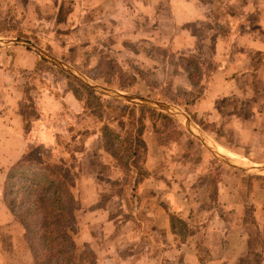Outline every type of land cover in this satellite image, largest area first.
Returning <instances> with one entry per match:
<instances>
[{"label": "rangeland", "instance_id": "374dc122", "mask_svg": "<svg viewBox=\"0 0 264 264\" xmlns=\"http://www.w3.org/2000/svg\"><path fill=\"white\" fill-rule=\"evenodd\" d=\"M134 3V0H0V40L27 39L95 84L173 104L186 113L209 143L225 156L246 167L264 168L263 98L255 95L203 97L204 79L210 77L216 67L208 63L212 61L210 54L202 47L199 54H177L171 48L160 46L153 17L155 10L168 8L167 0H153L151 20L143 25L123 13L133 12ZM198 26L204 28L194 24L201 38L208 34L207 24L198 23ZM3 48L10 53L24 48L37 58L36 66L30 70L23 69L19 63L9 64L7 55L0 56L4 71L5 67L14 71L16 78L24 82L23 87L18 85L24 96L20 106L15 108L22 117L27 140L26 151L19 161L31 149V158H43L45 162L47 151L53 150L55 160L64 156L75 169L77 177L72 182L75 233L72 234L88 259L96 264H129L121 257L129 255L132 249L139 255L137 264H154L150 251L155 243L140 238L143 232L140 227H144L141 220H147L160 225L154 238L161 242L162 237L165 247L163 250L155 246L153 251L159 258L166 257L162 258L163 263L183 264L173 256L171 241H165V226H170L182 243L187 237H193L201 247L199 264H207L209 248L202 235L206 219L226 216L234 238L224 264H264V175L220 161L178 117L166 110L97 92L23 45H6L0 50ZM188 59L198 62L201 70L196 72L195 66H190L194 63ZM183 70L190 71L198 85L194 86ZM260 84L263 83L257 86ZM47 93L62 102L58 107L55 104V109H61L48 112V116L38 105L39 98ZM142 107L172 116V120H166L150 111L143 113V135L148 130L166 154L159 165L165 167L164 176L157 183L143 180L148 175L147 152L142 154L143 149L134 145L137 127L131 114L140 115ZM10 108L0 106V112H8ZM45 122L52 125L55 141L52 147L36 137ZM105 124L109 125L108 130H104ZM107 146L116 151L122 161H118ZM135 149L140 150L139 155L133 154ZM18 162L10 166L0 164V264H33L25 226L5 200L11 182L7 180L8 174ZM137 167H142V173L135 170ZM84 173L96 175V193L95 190L83 191L81 176ZM221 182L229 190L227 208L222 207L218 198ZM157 185L163 190L158 193L163 197L161 201L159 196L162 211L160 207L151 211L153 204L142 197L157 195L146 189ZM91 196L97 198L94 203L87 201ZM239 218L242 225L234 233L232 226L236 228ZM88 219V224H94L88 230L95 236L91 242L80 238L82 242L78 243L76 234L82 233L79 223ZM130 223L137 226L134 240L129 238ZM146 231L147 228L144 233ZM239 235L244 240L237 242ZM241 248L240 257L235 256Z\"/></svg>", "mask_w": 264, "mask_h": 264}, {"label": "crops", "instance_id": "0c3cea01", "mask_svg": "<svg viewBox=\"0 0 264 264\" xmlns=\"http://www.w3.org/2000/svg\"><path fill=\"white\" fill-rule=\"evenodd\" d=\"M134 1L135 3L131 10L133 12H129V14L123 12L124 15H129V19H133L138 24L148 23L151 20L149 16L152 13L153 0ZM229 1L234 3L230 4ZM167 2L168 8L163 7L154 11L153 18L155 23L157 22V33L160 39L156 41L160 43V46L171 48L177 54H199L202 52L199 50L201 49L200 47L207 50L212 60H209L208 63L211 64L212 62L216 67L211 76L204 79L205 85L202 96L217 98L219 96L230 97L237 95V97H246L255 95L264 100V76L262 75L264 72V0H167ZM237 3H239L238 7L233 6ZM198 23L207 24L208 26L206 30L208 34H205L202 38L200 32L196 31L194 27V24H197L198 28L204 29L202 26H198ZM220 31H222L221 34ZM166 34H169L168 37ZM231 49H234V52H230ZM8 51L6 48L1 49L0 56L7 55L9 64L11 62L19 63L18 65L22 66L23 69L30 70L36 66L37 58H35L32 51L24 48H17V50H12L13 52L11 53ZM0 71V106H11L9 110L7 109L9 113L6 111L0 112V164L10 166L23 157L27 146L22 117L15 110L17 106H20L24 96L23 89H18V85L23 87L24 82H20V79L16 78L15 72L7 70L6 67L4 71V67L0 65ZM183 72H186L189 79V71L183 70ZM1 75L4 77L3 80H1ZM257 83L263 84L257 86ZM55 104L57 107L62 105L61 99L55 101V99L48 96V93L46 96L39 98L38 101L39 108L43 113L45 112L44 114L53 111ZM60 109L57 108L53 112ZM43 113L41 114L43 115ZM258 118L261 119V117ZM256 127L259 128V126ZM51 128L52 125H48L45 122L41 132L36 135L41 143L49 147H52L55 142ZM143 138L147 152L145 169L148 172V175L143 180H148V183L152 181L157 183L165 172V167L159 166L165 160L164 147L159 145L151 134H148V130L145 131ZM89 149L87 150L89 151ZM83 176H88V178L86 179ZM83 176H81L83 191L95 190L94 193H96V175H86L84 173ZM92 176L94 177L93 181L90 180ZM146 189L150 192H156L155 194L157 195H143V200L153 204L151 211L157 210L158 207L162 211L159 196L161 201L163 197L158 194L163 191L161 187L157 185ZM217 191L222 207L227 208L226 205H230L229 190L221 182L218 184ZM96 200V197L91 196L87 201L94 203ZM234 206L238 207V204H234ZM172 207L181 208L180 205H172ZM146 209H149V206ZM236 210L241 211L238 208ZM164 211L166 210L164 209ZM88 221L89 219L79 223V225H82V233L78 232L79 234H76L78 243L82 242L81 239L91 242L95 236L92 231L88 230L94 224L93 222L88 224ZM141 221L144 227H140L141 230L143 228L140 238L153 241L155 243V245L151 246L153 249H156V246L157 248L163 247L162 249L164 250V239L161 237L160 242V240L154 238V233L160 230L158 222ZM130 225L129 238L134 240L135 227L137 228V226L136 224L134 226ZM241 225L242 220L239 218V224L236 228L232 226L234 233H237ZM145 228L148 229L147 233H144ZM164 232L166 243L171 241V245L174 246L173 248L169 247L173 249V256L181 259L183 264H199L201 247L194 241L193 237H187L185 242L182 243L170 226H165ZM202 235H204V241L209 248V261H207V264H224V260H227L230 256L231 249L229 248L234 238L230 228V221L227 220V217L207 218L206 229ZM242 237L239 235V237H236V241H243ZM153 249H151L150 254L155 259L154 264H165L162 258L165 259L166 257L161 256L159 258ZM242 252L243 248L237 250L235 256L240 257ZM138 256L135 251L129 249V255H124L121 258L122 261H129V264H137Z\"/></svg>", "mask_w": 264, "mask_h": 264}, {"label": "trees", "instance_id": "16d2710c", "mask_svg": "<svg viewBox=\"0 0 264 264\" xmlns=\"http://www.w3.org/2000/svg\"><path fill=\"white\" fill-rule=\"evenodd\" d=\"M188 61L194 63L190 66H195L196 72L201 70L198 62L193 59ZM184 67L188 70L186 65ZM189 77L194 86L198 85V80L194 79L190 71ZM147 111L172 120V116L167 113L145 107H142L140 115L131 114L134 126L137 127L134 145L135 148L139 145L143 149L142 154L146 153L143 113ZM121 123L119 120L118 124ZM105 129H109L108 124L104 125ZM106 148L118 161H122L116 151L108 146ZM29 151L31 149L8 174L7 180L11 182L5 200L25 226L33 264H96L94 260L87 258L88 254L81 253L72 234L75 233L76 204L72 190V182L77 177L75 169L67 163L64 156L55 160L53 150L47 151L45 162L43 158H31ZM133 154L139 155L140 150L135 149ZM140 168L135 170L142 173Z\"/></svg>", "mask_w": 264, "mask_h": 264}, {"label": "water", "instance_id": "95a60500", "mask_svg": "<svg viewBox=\"0 0 264 264\" xmlns=\"http://www.w3.org/2000/svg\"><path fill=\"white\" fill-rule=\"evenodd\" d=\"M11 44H18V45H23L25 47H28L35 51L37 54L42 56L43 58L47 59L53 64H56L58 67L61 69L67 71L71 75L75 76L82 82H84L86 85H88L91 89L101 92L104 94L112 95L117 98L125 99L128 101H132L134 103H140L144 106L148 107H155L158 109L166 110L170 112L171 114L175 115L176 117L179 118V120L183 123L184 126L193 134L195 135L201 142L207 146V148L213 153V155L219 159L220 161L225 162L226 164H229L231 166L237 167L242 170L254 172L256 174H262L264 175V168L260 167H246L244 165H240L235 163L233 160H231L229 157L225 156L223 152H221L217 147H214L209 143L207 137L199 130L198 126L192 121V119L184 113L181 109H179L177 106L173 104H167L159 101H154L150 100L148 98H143L139 95H134V94H123L121 91H116V90H111L107 89L101 85L95 84L91 82L88 78H86L84 75L79 73L75 68L70 67L67 63L61 62L54 58L51 54H48L45 52L41 47L37 46L34 43L29 42L27 39H5V40H0V47L6 46V45H11Z\"/></svg>", "mask_w": 264, "mask_h": 264}]
</instances>
